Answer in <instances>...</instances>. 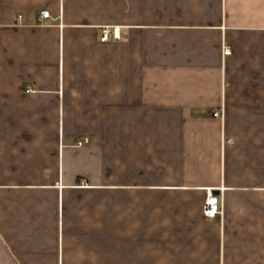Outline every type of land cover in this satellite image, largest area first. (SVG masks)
Returning a JSON list of instances; mask_svg holds the SVG:
<instances>
[{
    "label": "crops",
    "instance_id": "obj_1",
    "mask_svg": "<svg viewBox=\"0 0 264 264\" xmlns=\"http://www.w3.org/2000/svg\"><path fill=\"white\" fill-rule=\"evenodd\" d=\"M0 264H264V0H0Z\"/></svg>",
    "mask_w": 264,
    "mask_h": 264
},
{
    "label": "built area",
    "instance_id": "obj_2",
    "mask_svg": "<svg viewBox=\"0 0 264 264\" xmlns=\"http://www.w3.org/2000/svg\"><path fill=\"white\" fill-rule=\"evenodd\" d=\"M48 17H50V13L48 11H42L39 14L40 21ZM111 38H114L116 40L121 38V30L119 27L112 28L111 26H106L102 29L101 41L106 42L109 41ZM224 54L225 55L231 54V48L229 46L224 47ZM214 115L218 116L219 112L216 111ZM83 144H84V140H79L77 142L78 146H81ZM218 191L223 192L224 188H219ZM203 213L207 217H214L222 213V205L220 204L219 196L216 194L215 190L211 188L207 190V196L203 207Z\"/></svg>",
    "mask_w": 264,
    "mask_h": 264
}]
</instances>
